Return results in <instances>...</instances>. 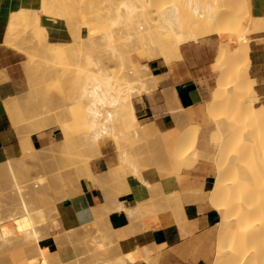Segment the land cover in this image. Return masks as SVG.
Returning <instances> with one entry per match:
<instances>
[{"label": "bare ground", "instance_id": "bare-ground-1", "mask_svg": "<svg viewBox=\"0 0 264 264\" xmlns=\"http://www.w3.org/2000/svg\"><path fill=\"white\" fill-rule=\"evenodd\" d=\"M46 1L47 0H44V1L40 0L36 8H33L34 6L32 7L31 5L28 4L26 6H22L17 12H14L11 15L10 21L7 22L6 24H3L2 29H0V38L2 37L3 41L8 46H14L18 48L21 51V53L26 55L27 57L26 65H28L31 68L33 66L34 68H36L39 65L37 63L39 61L35 59L36 57L33 58L34 55L29 51L30 48L27 47L29 46L28 44L32 42L33 40L35 42L33 46H35L36 44L40 43V42H37L38 40L43 39V41L41 40L43 44V46L41 47H44L43 49L45 51L48 50L52 54L53 56L52 58L54 60L53 59L51 60H53L55 64H59L62 66L67 65L66 64L68 62L67 59L69 58L68 55H70L67 50L70 49L71 54L76 55V57L78 56V61L75 64V67L73 66L74 68L72 69V72L68 74L67 76L69 79L68 83L71 82L70 86L72 85V88L74 89V93L71 91L73 93L71 97L72 102L69 104H66L67 106L64 107L63 111H60L59 109H58L59 111L56 109H52L50 111L40 110L39 112H37V109L39 106L37 105L38 107L35 106L36 107L35 108L34 104H32V102L30 101L31 99L29 100L30 95L28 96L25 95L26 92L28 91H23L22 93L5 100L4 104H5L7 113L9 115L10 121L12 123L11 125H14L18 129L19 127L27 129L26 133H23L25 135V138L23 134H21V136L24 138V140L23 138L21 139V141L22 140L23 141L20 143L22 154L24 153L26 156V155H30L32 152L34 153V151L36 150L31 140V134L37 131H41L50 126L59 127V129L61 130L63 134L62 141H64L65 143H71L73 138L76 135L79 136L78 139L82 137L81 138L82 142H78V143L83 144L82 146L85 150L95 149V153L98 152L97 153L98 155L100 154L99 149H101L100 142L106 137H112L113 139V138H116L117 135H120L121 137L133 135L132 137L136 139L135 137L138 136L139 138L140 137L139 135H141L143 138H148V136L150 135L151 136L150 138L152 140V136L154 134L151 135L149 133L155 131L160 135L161 143L154 142L155 144H153L152 146L153 150L152 149L146 150L145 157L143 158L141 157L144 152H140V151H143V149H146V146L142 150H140V148L143 145L140 148L137 147L138 148L137 150H140L138 151V153H142V155L139 154L138 157L139 158L141 157L142 159L141 158L139 159L138 157H136L137 154H135V152L130 153L129 152L130 149L129 151L127 149L128 152L124 151L121 145L122 141L118 140V142H120L119 145L121 146V149H118V152L119 150L120 151L123 150L120 153H118V155H120V160H121L120 163H123L124 165L123 167H127V166H128L127 168L130 167V171L128 172H123L119 174L120 171L118 173L115 172L116 170L114 169V166H113L107 169L106 172L102 174L100 172V174H98L92 169L91 164L87 162L88 160L86 158H84V160H87V161H85L84 163L82 162L84 161L83 160L84 156H82V160L80 159V161L83 163V165L81 167H82L83 172L85 173L81 172V168L77 166L78 170L80 169L79 170L80 173H83L84 175L86 174V176H88L93 182L97 183L98 185L103 184V182L107 184L108 181L109 182L115 181V180L119 181L118 179H120V175L124 176L123 179L121 178L123 181H120V184L122 183L125 184L126 177L129 174H133L137 176L139 179L143 180L144 182V178L142 176V171H141L143 168H141V165L143 166L147 160L153 161L155 163L162 162V164L164 163V165L167 166V169H171L170 167L172 165H178V168L180 170V168H182L185 165L188 159L197 158L199 156L198 154L199 151L197 152L196 149L193 153L188 151L191 149V147L189 149L190 141L188 139L189 135H187V132L190 133L189 130L192 129L193 127H190L188 131H187L188 127L186 129L185 127H175V128L168 129L166 131H160L154 123H149V124L142 126L140 125V120L136 114V108H135L133 97H132L134 89L142 88V90L144 91L150 87H156L157 82H156V77L154 74L151 73L148 67V64L142 63L139 66L136 65L134 63L133 56L131 55L130 51L136 50V52H138L140 56L142 55L145 56L147 60L154 59L157 57H163L165 58L167 62H170L174 58L180 56V45L183 44L179 37V36H182L183 34L181 30V19L186 16L191 21V23L195 25L196 27V31L193 34H191V38H192L191 41H198L200 38H202V36L203 37L207 36V34L208 35L216 34L220 37V46H219V50L217 54V59L220 62L223 61V58L225 57L226 54H230L234 56L235 58V60H233L231 63H227L226 65H220V67H218V70L215 69L219 72V78H218L217 86L213 90L211 99L207 101L208 114L215 116V121L218 123V126H219L218 130H216L217 135L223 138L221 142L219 141L218 150L215 153L210 154V156L212 155L211 157L216 162L217 183L214 185L213 191L211 192L212 195H210L211 198L209 200L210 201L209 204L219 211L220 217H221L219 223L217 224L219 227V230H218L219 233H218L217 242L215 246V255H214L215 259H214L213 264H264V259H262L264 258L262 257L264 256V245L255 246L254 251L252 250L253 252L247 251V249L250 250L248 245L252 243V241L255 240L257 236H260L259 234H262L264 232V231L262 232V230H264V176L259 181L260 183V186H259L260 195L258 196L259 199L256 198L257 203L255 201L251 202V203H256L255 205L250 204L249 200L250 198H253L252 196L253 193L251 192L252 186H251V181H250V169H249V165L247 164L249 163L247 154L249 150L253 149V146L259 143L257 141L258 137H256L254 134L255 129L258 127L259 116H257V118L252 116V112L256 108V105H255L256 100L253 97H251L249 94H245L244 92L245 90L244 78L245 77H244V74L241 71H239V67H238L237 58L244 52L248 53L250 51L249 50L250 48L248 47L247 40H246V36H247L246 29L244 27L242 28L236 25L237 24L236 22L239 21L240 17L236 15H230L233 11V4L235 0H116V3L114 2L112 6L107 7V10L105 8L106 11L103 14L102 12L100 13L98 11L99 9L95 8L94 0H79V3H78L79 7H77L76 5V7L79 8V18H78L79 20H77L76 22L74 21V19H72L74 22H66L69 32L71 34V40H70L71 44L70 46H68L69 47L68 49L66 48L67 50H65V48L62 47V45H60L59 43L58 44L56 42L50 43L47 40L48 38H47L46 28L45 29L41 28L40 24L37 22V20L40 19L39 12H42L47 7L48 9L50 7L53 8L56 0L51 1L53 2L51 3V5H48ZM245 1L249 6H251V0H245ZM76 2H78V0ZM109 2L111 3L113 1H109ZM106 4L108 3L106 2ZM63 5H64L63 3L61 4V1L57 0L54 8L51 11H50L51 9L50 8L49 12L56 10V6L58 8L60 7L63 11H65L64 7H66V5L64 6ZM60 8L59 10H61ZM77 12H78V9H77ZM55 13L52 12V14H55ZM45 14L47 15L46 12ZM75 14L77 15V13H74L73 15L75 16ZM58 15L60 17V14ZM82 17L84 18L83 20H81ZM33 19L38 24H36V27L32 25L33 27L32 31H29L31 30L30 28H28L26 31L25 29L26 26L24 28L23 24H29V22ZM65 19L63 20L65 21ZM258 19L261 21V23L264 26V16H258ZM34 20H33V23L35 22ZM18 21H22L23 23L21 26L22 28L20 27L21 30L20 29L17 30V28H19L20 26V24H17ZM89 24L92 25L91 27L92 29L88 27ZM84 27L88 30L86 35H84L83 33ZM35 28L36 30H34ZM24 29H25V32L23 33ZM33 31L35 32V36H37L36 40L28 38L30 36L32 38L35 37V36L33 37L34 35ZM26 35H29V36H26ZM20 36H23V37L20 38ZM22 38L26 39L25 40L26 42ZM96 38L100 40L98 45L93 44ZM85 39L91 40L93 44L89 48L90 51H84ZM44 42L48 44H45ZM23 43L25 46L27 45L26 47L28 48V50L25 48V46H23ZM37 48H35L36 52L38 51ZM41 51L43 53L42 49ZM71 58L70 60L73 61V58L72 59ZM75 59L77 60V58ZM115 59L118 61V70L110 71L109 70L110 63L108 64L107 61L109 60L113 61ZM70 62H68V64ZM220 62H218V64ZM39 63H42V62H39ZM40 65H44V64H40ZM26 68L27 67H25L24 69L26 70ZM69 68H71V66H69ZM55 69H56V66H55ZM219 69L221 70L219 71ZM46 72L48 73V71H45V74ZM56 73L57 72H55L54 74L57 75L58 73L57 74ZM30 78H32L33 81L35 79L33 77H30ZM43 78L44 77H42V80H44ZM38 79H37V82H38ZM68 79L65 81L67 82ZM29 88L30 90L32 89L31 86ZM39 88H42V87H39ZM49 102L51 103L52 101H49ZM64 105L65 104H63V106ZM41 106L39 107V109L43 108ZM50 106L49 108L51 109L52 106L51 107ZM45 107L47 108V106ZM60 109L62 108L60 107ZM193 130L194 128L192 129V131ZM195 130H196V127H195ZM131 131L133 132V134H129ZM22 132H25V131L22 130ZM184 134H186L185 139L180 141V143L175 144L174 137L177 138L178 136H183ZM120 136H118V138ZM219 136L217 137L219 138ZM150 138L148 142H151ZM131 139L134 140L133 138ZM131 139L129 141L130 143H132ZM136 140H139V139H136ZM136 140L134 142H136ZM77 141H80V140H77ZM59 142L60 141L58 139V141L56 143H52V145L55 144V146H57L56 144ZM118 142L116 144H118ZM192 142L194 143V141ZM116 144L115 146H118ZM127 144L129 143L127 142ZM223 144L227 146L224 148L226 150L221 149V146ZM147 147H150V146L147 145ZM44 148H47L48 150L50 148V145L49 147L47 146L43 147V149ZM83 148L81 147L82 150ZM133 148L134 147H132V149ZM51 149L53 150V147ZM47 150L44 149L43 151H45L46 153ZM59 150L61 151L62 148ZM261 150H264V148L263 149L261 148ZM43 151L39 150V154L40 152L42 153ZM53 152L54 151H52V153ZM48 153H49V150H48ZM63 153L65 154L66 152L64 151ZM39 154H36V155L38 156ZM262 154L264 155V153ZM67 155H69V153ZM73 155H70V156H73ZM87 155H88V158H90L89 157L90 154H87ZM42 156L44 157V155ZM40 158L43 159L42 157ZM237 159L238 160L241 159L242 162L241 160H239L240 161L239 162ZM243 159L248 160V161H244ZM141 160L143 161L140 162ZM13 161L9 159L5 163H1L0 169L2 167L4 170H6V173L5 172L3 173H5V175L7 176L4 175V177H8V179L10 180L9 184L12 186L11 189L13 190V192H15V194H17V197L19 199L18 205L16 204L18 207V211L15 213H10L9 216L5 219L0 218V244L12 245L14 243H18L20 245H23L25 248L29 250L30 254H32V256L28 260V264H31L34 260H38V259H42V264H49L47 260V256L44 254L43 250L39 246V242L42 238L40 231L41 230L45 231L46 235L49 232V231L46 232L47 229L45 228L47 226L46 223L48 222L47 220L50 217V214L47 213V211L43 209L42 207H37V208L33 207V204L36 203V197H35L36 193H34L31 196L33 198L30 199V201H29V198L26 197L25 195L26 193L23 188L26 189L27 184L22 183L23 180L20 179V176H18V173L19 175H21L20 171H17L18 169L15 166V164H18V166L20 164L18 162L14 164ZM57 162H59V159ZM76 162L79 163L78 161ZM81 162L80 164H82ZM237 162L242 163L243 165L241 164L239 165V163ZM162 164H160V166ZM74 165H76V163ZM48 166H49V162H48ZM51 168L52 167H50L49 169ZM24 174L25 176L27 175L26 173ZM57 175H60V173H57ZM44 176L43 175L39 176L38 181L35 182L34 186H36L37 190L40 189L39 187L45 184L46 182L45 179L47 178H45ZM52 176L53 174L51 175L50 182L51 184L52 183L55 184L54 182H52L53 180L51 181ZM62 179L61 181H59L58 179L56 181L60 183L62 182ZM124 179H125V182H124ZM24 181L28 182V180H24ZM147 181H145V183L148 184V186H151V184H149V182ZM6 182L3 184H8ZM51 184H48L47 186ZM7 187H9V185ZM41 188H45V187H41ZM120 189L124 190L125 188L120 187ZM30 191H31V188H30ZM108 191L110 194L113 193V192H110L111 190H109V188H108ZM106 192L104 193L105 194L104 198L105 197L107 198ZM150 192L153 195L151 199H154L155 192L154 194L152 190ZM174 194L175 193L171 194V196H175L177 193L175 195ZM27 195L29 194L27 193ZM115 196L117 197V195ZM167 196H170V195L162 193V196H160L161 201L157 199V201L155 200V203H152L151 202L152 200L149 201L148 203L151 202L152 203V204L150 203V205H152L151 207L155 211H158L165 206H170L168 203ZM176 198H179V196ZM108 199H110V197ZM169 200L176 201V199H171V198ZM178 200L179 201L177 202H180V198ZM108 201H111V200H108ZM117 202L119 201L117 200ZM173 204L176 206L177 203L176 204L173 203ZM101 205L102 204L98 205L99 209ZM106 205L107 204H105L104 208H107V209L105 210H107L108 212H111L112 209L110 211L108 208L110 206L109 205L106 206ZM110 205L112 204L110 203ZM114 206H116L117 209L125 207L124 204H121V203H118V205H114ZM179 207H181V203H179ZM98 208L95 210V212L97 211L98 212L97 214L99 215L101 212L99 213ZM117 209H114V210H117ZM140 209L138 207L137 208H126L125 212H128V214L132 217H136L139 212L145 214V211H147V210L141 211ZM150 209L151 208L149 207L148 212L152 211V209L151 210ZM181 209H183L184 211L183 207ZM97 214L95 215L98 216ZM105 215H109V213ZM256 215L259 216L255 220V221L258 220L257 228H261V229L252 231L251 230L253 226L252 224L255 222L252 223L251 221L255 219L253 216H256ZM139 216L141 215L139 214ZM103 217L104 216L100 217V219ZM105 218L107 219V217L106 216L104 217V222H107ZM106 227H109V226H104L105 229L103 230V233L105 231V234L107 232ZM101 230L102 229L98 231L99 232L98 234L96 233V236L100 234ZM113 233H115L116 235V232H114V230H113ZM99 236L98 238L101 237ZM117 236L118 235H116V237ZM107 237H108L107 238L108 240L109 234H107ZM118 238L119 237H117V241L119 240ZM104 240L105 238L103 239V241ZM108 241H110V239ZM112 243L113 241H111V244ZM131 253L133 254L134 251L133 252L131 251ZM125 256H128V255H123V257L126 260L127 257ZM133 256L135 255H132V259L131 257H128V258H130L131 261L134 260L133 258L137 259V257H133ZM144 258L142 259L144 260ZM121 259L119 261H122ZM135 260L133 261V263L135 262ZM123 262H121L120 264H122ZM106 264H108L107 261H106Z\"/></svg>", "mask_w": 264, "mask_h": 264}, {"label": "crops", "instance_id": "crops-1", "mask_svg": "<svg viewBox=\"0 0 264 264\" xmlns=\"http://www.w3.org/2000/svg\"><path fill=\"white\" fill-rule=\"evenodd\" d=\"M39 1L0 0V29L22 6L27 4L36 6ZM251 9L255 16H264V0H251ZM40 23L47 29L50 41L71 40V34L63 19H54L42 14ZM249 37V75L254 80V89L258 97L255 105L264 107V31L250 34ZM219 46L220 37L212 34L198 41L181 44L180 56L170 62L163 57L144 60L151 73L160 76V79L157 86L150 89L156 90L152 96L143 94L139 99L133 100L141 123H154L160 131L183 126H195L199 132L210 129L207 101L211 99L219 78V72L214 69ZM21 58L22 54L8 46L1 37L0 164L9 159H18L22 153L21 131L11 125L4 104L5 100L25 90ZM218 127L215 121L214 129L218 130ZM62 139L60 138L59 141ZM31 140L36 150V159L40 160V157L47 159L51 148L53 147V150L56 148L52 143L58 141L57 128L49 127L34 132L31 134ZM49 145V153L47 148H44L47 150L46 154L43 147ZM218 146L219 142L215 148L203 142L197 150L199 156L213 162L212 170L206 166L199 170L188 171L191 161L188 159L180 171L169 173L170 175L167 176L160 175L155 167L144 168L142 170L144 182L137 176L129 174L125 184L108 181L107 184L103 182L98 185L86 174L84 175L83 170L81 171L83 173H80L77 168H73L70 173L58 172L61 176L56 174L55 178L51 179L55 184H51L48 177V183L45 182L46 185L41 186L45 188L39 187L40 191L36 197V204L46 208L47 213L51 214L45 228L47 232L49 231V235H45L39 242L48 263L106 264L107 261L108 264H120L125 261L124 264H213L219 233L217 224L221 217L219 211L209 204L211 192L217 183L216 162L210 154L215 153ZM39 150L43 152L39 154ZM117 164V154L111 142L108 147L102 149L101 156L92 160L91 167L96 173L102 174ZM57 179L59 181L62 179V182L58 183ZM48 184H51L50 187L47 186ZM117 187L126 190H119ZM108 188L113 193L110 194ZM104 190L107 191L106 200ZM149 190H152L153 194L154 192L177 193L181 203L180 209L174 205L165 206L140 218L132 217L125 212L126 208H135L151 198L153 195ZM118 203L124 204L125 210L114 206ZM100 204H102L101 210L98 208ZM105 204L110 206L108 208L110 211L112 209L111 212L105 210L107 209L104 208ZM96 207L99 213L101 212L99 215L97 211L95 212ZM108 213L109 215H105ZM102 216L107 217L105 218L107 222H104V217L100 219ZM104 226H109L106 227V234L105 231L103 233ZM98 229H102L101 235L99 234L102 238L96 236V233H99ZM113 230L119 237L118 241ZM107 234L110 241L107 240ZM91 240L96 241L95 247L90 245ZM99 244L102 246L99 247ZM131 251L134 253L132 254ZM123 255H128L125 256L126 260ZM132 255L137 257V259L133 258L136 259L134 263V260L131 261ZM26 256L22 247H15L8 252V258L12 261ZM120 259L122 261H119ZM31 264H42V259L34 260Z\"/></svg>", "mask_w": 264, "mask_h": 264}, {"label": "rangeland", "instance_id": "rangeland-1", "mask_svg": "<svg viewBox=\"0 0 264 264\" xmlns=\"http://www.w3.org/2000/svg\"><path fill=\"white\" fill-rule=\"evenodd\" d=\"M41 1H44V0H41ZM51 1H53V0H50V2H49V0H47L46 2L48 3V5H51V3H53V2H51ZM57 1V0H56ZM56 1H55V4H54V6L56 5ZM59 1H61V4L63 3L64 5H66V7H64L65 8V11H66V13H65V11H63L60 7V9L63 11H61V10H59V8L56 6V10H54L56 13H58V14H60V17H59V15L58 14H56L54 11H52L53 13H55V14H52V12H49V9H50V11L54 8V6H53V8L52 7H50L49 9H48V7L45 9V10H43L42 12H39V17H41V15L42 14H45V12L47 13V16H49V17H53V18H56V19H58L57 17H59L60 19H65V22H74V21H76L77 22V20H79L78 18H79V8H77V7H79V0H78V2H76L77 0H59ZM67 1V2H66ZM69 1V2H68ZM109 1H113V2H109ZM45 2V3H46ZM106 2L108 3V4H106ZM114 2L116 3V0L114 1V0H94V5H95V8H97V9H99L98 11L101 13L102 12V14L103 13H105V11L107 10V7H110V6H112L113 4H114ZM60 3V2H59ZM38 4H39V2L37 3V5L36 6H32L31 4H29V5H31L33 8H36L37 6H38ZM57 4H58V2H57ZM28 5V4H27ZM60 5V4H59ZM58 5V6H59ZM63 5V6H64ZM76 5H77V7H76ZM103 5V6H102ZM26 6V5H25ZM62 6V7H63ZM183 6V5H182ZM68 8V9H67ZM78 9V12H77V9ZM105 8H106V10H105ZM181 8H183V7H181ZM59 10V12H58V10ZM71 9V10H70ZM47 10H48V12H47ZM183 10V9H182ZM45 11V12H44ZM61 11V12H60ZM75 11V12H74ZM77 13V15L75 14V16L73 15L74 13ZM51 13V14H50ZM185 13H187V12H185ZM50 14V15H49ZM46 15V14H45ZM84 15V14H83ZM230 15H236V16H238V17H240V19H239V21H237L236 23V25L238 26V27H244L245 29H246V31H247V36H246V40H247V44H248V47L250 48V37H249V35L250 34H253V33H257V32H261V31H264V26H263V24L261 23V21L258 19V16H255L253 13H252V9H251V6H249L247 3H246V1L245 0H235V2H234V4H233V11H232V13L230 14ZM77 16V17H76ZM84 17V16H83ZM81 18V20H83L84 18ZM228 17V16H227ZM77 18V19H76ZM72 19H74V21L72 20ZM34 20V19H33ZM33 20H31L30 22H29V24H23L22 23V21H18L17 22V24H20V26H19V28H17V30L18 29H20V27L22 26V24H23V26H24V28H25V26H26V31H27V29L28 28H30L31 30H29V31H32L33 29V27H32V25H34V27H36V24H40V27L41 28H44L45 29V27L40 23V19L39 20H37V22L35 21L34 23H33ZM67 20V21H66ZM21 22V23H20ZM225 25V24H224ZM88 27L90 28V29H92L91 27H92V25L91 24H89L88 25ZM22 28V27H21ZM25 29H24V31H23V33L25 32ZM21 30V29H20ZM23 30V29H22ZM34 30H36V28L34 29ZM47 30V29H46ZM181 30H182V36H179L180 37V40L182 41V43H186V42H190L191 40H192V38H191V34H193L195 31H196V27H195V25H193L192 23H191V21L185 16V17H183L182 19H181ZM87 32H88V30L84 27L83 28V33H84V35H86L87 34ZM20 33H21V31H20ZM33 33H34V35H33V37L35 36V32L33 31ZM17 34H19V33H17ZM28 34V33H27ZM196 34V33H195ZM23 35V34H22ZM29 35H30V33H29ZM29 35H26V36H29ZM32 35V34H31ZM212 35V34H211ZM19 36V35H18ZM207 36H209L208 34H207ZM21 37H23V36H20V38ZM204 37H206V36H204ZM203 36H202V38H204ZM27 38V37H26ZM28 38H31V39H37V36H35L34 38H32L31 36L30 37H28ZM27 38V39H28ZM43 38V37H42ZM46 38V37H45ZM44 38V39H45ZM47 38H48V33H47ZM23 39V38H22ZM201 39V38H200ZM199 39V40H200ZM24 41L26 40V39H23ZM29 40V39H28ZM42 41H43V39H41ZM41 40H38L37 42H40L39 44H36L35 46H33L34 44H35V42H34V40L32 41V42H30V43H32V44H28L29 46H27L28 48H30L31 49V47H32V49L34 50H30L29 49V51L34 55V57L33 58H35L37 61H39V62H42V63H39V62H37L39 65H38V67H36V68H34V66L31 68V67H29L28 65H26V60H27V57H26V55H24L23 53H21V51L18 49V48H16V47H14V46H10V47H13L16 51H18L19 53H21L22 54V58H21V68H22V74H23V80H24V91H28V92H26V94L25 93H23V94H25V95H30V98H29V100L32 102V104H34V107L36 106V107H40L41 105V107H43V108H40L39 109V107H38V109H37V112H39L40 110H52V109H56V110H60V111H63L64 110V107L65 106H67L66 104H69V103H71L72 101V99H71V97H72V94L74 93V89L72 88V85L70 86V83H68L69 82V79H68V74H70L71 72H72V69L75 67V64L77 63V61H78V56L76 57V55H73V54H71V52H70V49L69 50H67L69 47L68 46H70V41L69 42H56L57 44L59 43L60 45H62V47H64L65 48V50H67L68 52H69V54L71 55H68V59H67V61L68 62H70L71 60H70V58L72 57L73 58V61H71L69 64H68V62L66 63L67 65H68V67H67V65H64V66H62V65H59V64H55V62L53 61L54 59L52 58L53 56H52V54L47 50V51H45L43 48L44 47H41V46H43V44H42V41ZM50 43H53V41H50L49 39H47ZM26 42V41H25ZM24 42V43H25ZM28 42V41H27ZM47 42V41H46ZM99 42H100V40L98 39V38H96L95 39V41L93 42V44H95V45H98L99 44ZM24 43H23V46H25L24 45ZM45 43V42H44ZM26 44V43H25ZM45 44H48V43H45ZM69 44V45H68ZM92 44V42H91V40H88V39H85V41H84V51H90V47H91V45H93ZM31 45V46H30ZM25 46V48L28 50V48ZM38 47V48H37ZM41 47V48H40ZM35 48H37V52H36V50H35ZM67 48V49H66ZM40 49V50H39ZM41 49L43 50V53H42V51H41ZM250 50V49H249ZM39 51H40V53L42 54H40L39 53ZM48 52V53H47ZM35 53H37V54H35ZM39 53V54H38ZM130 53H131V55L133 56V60H134V63L136 64V65H141L142 63H144L143 61L144 60H147V58L145 57V56H140V54L138 53V52H136V50H131L130 51ZM36 55V56H35ZM46 55V56H45ZM73 55V56H72ZM49 56V57H48ZM47 57V58H46ZM103 57H105V56H103ZM45 58V59H44ZM71 58V59H72ZM75 58H77V60L75 59ZM51 59H53V60H51ZM76 61H75V60ZM105 59V58H104ZM106 60V59H105ZM108 60V59H107ZM233 60H235V58H234V56H232V55H230V54H226L225 55V57L223 58V61H219L218 59H217V57H216V61H215V64H214V69H217L218 70V67H220V65H226L227 63H231ZM237 61H238V67H239V71H241L243 74H244V82H245V90H244V92H245V94H249L251 97H253L255 100H257V94H256V92H255V89H254V80L253 79H251L250 78V75H249V64H250V55H249V52L248 53H246V52H244L243 54H241L238 58H237ZM83 62V61H82ZM108 62V64L110 63V65H109V70L110 71H117L118 70V61L115 59V60H113V61H107ZM218 62H220L219 64H218ZM46 63H47V65H46ZM84 63V62H83ZM25 64V65H24ZM40 64H44V65H40ZM46 65V66H45ZM54 65V66H53ZM218 65V66H217ZM55 66H56V69H55ZM61 66H62V68H61ZM69 66H71V68H69ZM74 66V67H73ZM216 66V67H215ZM25 67H27L26 68V70L24 69ZM49 67V68H48ZM66 67V68H65ZM41 68H42V70H41ZM45 68V69H44ZM60 68V69H59ZM36 69V70H35ZM47 69V70H46ZM54 69V70H53ZM62 69V70H61ZM65 69V70H64ZM70 69H71V71H70ZM29 72H28V71ZM54 72H53V71ZM67 70V71H66ZM221 69H219V71H220ZM36 72L35 74L34 73H32V72ZM45 71H48V73L46 72V74H45ZM50 71H52V72H50ZM55 72H57L56 74L58 75H55L54 73ZM62 72H63V74H62ZM32 75H30V74ZM37 74V75H36ZM51 74V75H50ZM29 75H30V77H33V78H35L34 79V81L32 80V78H30L29 77ZM39 75V76H38ZM44 77L43 79L44 80H42V77ZM45 76H47V77H45ZM52 76V77H51ZM57 76V77H56ZM60 79H59V78ZM155 77H156V82H157V84H158V81H159V79H160V76H157V75H155ZM39 78V79H38ZM47 78V79H46ZM66 78V79H65ZM37 79H38V82H37ZM68 79V81L66 82L65 80H67ZM49 80V81H48ZM64 80V81H63ZM44 81H46V82H44ZM48 81V82H47ZM32 82V83H31ZM34 82V83H33ZM39 83V84H38ZM42 85H41V84ZM38 84V85H37ZM31 86V90H30V87ZM69 86V87H68ZM33 87H34V89H33ZM39 87H42V88H39ZM29 88V89H28ZM39 88V89H38ZM44 88V89H43ZM73 90H72V89ZM151 88H154V87H150V88H148L147 90H142V88H137V89H134L133 90V95H132V97H133V100H135V99H139L143 94H147V95H150V96H152L155 92H156V90L154 89V90H150ZM43 89V90H42ZM68 90H70V91H68ZM39 91H40V93H42V94H40L39 93ZM73 93H72V92ZM33 93V94H32ZM35 93V94H34ZM52 93H54V94H52ZM40 94V95H39ZM22 95V94H21ZM24 95V96H25ZM32 95V96H31ZM34 95V96H33ZM38 96V97H37ZM54 98H53V97ZM51 97V98H50ZM55 97H57V98H55ZM64 98V99H63ZM35 99V100H34ZM50 99V100H49ZM56 99V100H55ZM66 99V100H65ZM34 102H33V101ZM40 100V101H39ZM43 100H45V101H43ZM29 101V102H30ZM37 102V104H36V102ZM49 101H52L51 103L49 102ZM64 101V102H63ZM30 102V103H31ZM47 103H49V104H47ZM63 104H65L64 106H63ZM38 105V106H37ZM54 105V106H53ZM45 106H47V108L45 107ZM49 106L51 107V109L49 108ZM35 107V108H36ZM54 107V108H53ZM60 107L62 108V109H60ZM58 110V111H59ZM36 112V111H35ZM52 112V111H51ZM210 115V117L208 118L209 119V125H210V129H208L206 132H199V130H197V128H196V130H195V127H193L194 128V130L192 131V129H190L189 130V128L191 127V126H183V127H185V129L187 128V131L189 130L190 131V133H188L187 132V135H189L188 136V139H189V141H190V143H189V149H190V147H191V149L190 150H188V151H190V152H194L195 151V149L196 150H198V148L200 147V145L201 144H203V142H207V143H209V145H210V147L211 148H215V147H217V142H221V140H223V138L222 137H220L219 135H217V132H216V130L214 129V126H215V116H212L211 114H209ZM252 116L253 117H256L257 118V116H259V122H258V127L255 129V132H254V134H255V136L256 137H258V139H257V141L259 142L258 144H256L255 146H253V149H251V150H249L248 151V154H247V157H248V160H244V161H248L249 163H247L248 165H249V169H250V181H251V186H252V190H251V192L253 193L252 194V196H253V198H250V200H249V203L250 204H256L257 203V200H256V198L257 199H259V186H260V183H259V181H260V179L264 176V155L262 154V153H264V150H261V148L263 149L264 148V107H257L256 106V108L253 110V112H252ZM254 121V120H253ZM140 125H142V126H144V125H146V124H142L141 123V121H140ZM50 127H54V128H57V136H58V139H60V138H63V134H62V132H61V130L59 129V127H57V126H50ZM17 128V127H16ZM49 128V127H48ZM18 129V128H17ZM19 129H20V131H21V134H23V133H26V131H27V129H25V128H22V127H19ZM22 130H24L25 132H22ZM132 132V131H131ZM129 133V134H133V132L132 133ZM155 132V131H154ZM151 132V133H149V134H151V135H153L152 136V140H151V136L149 135L148 136V138H143L141 135H139L140 137L138 138V136H136V135H134V136H136L135 138L136 139H139V140H136V139H134V137H132V136H126V137H121L120 135H117V137L116 138H113L112 139V137H106L105 139H103L101 142H100V147H101V149H99L100 150V154L98 155L97 153H95V149L94 150H85L84 148H83V144H81V143H78V142H82L81 140V138H79L78 139V137L79 136H75L74 138H73V140H72V142L71 143H65L64 141H60L59 143H57L56 145L58 146H56V149L58 150H52V151H54L53 153H52V151L50 150V156L47 158V159H41V161L40 160H37L36 159V156H35V153H36V151H34V153L32 152L30 155H26L25 156V154L23 153H21V156L18 158V160H17V158H13V159H11L12 161H13V163L15 164V163H19L20 165L18 166V164H15V166L17 167V171H20V174L21 175H19V173H18V176H20V179H22L21 181H22V183H24V184H27V187H26V189L25 188H23L24 189V191H25V195H26V197L27 198H29V201H30V199H32L33 197H31L34 193H36L35 194V197H37V195L39 194V191H40V189H36V186H34V184H35V182H37L38 181V177L39 176H44L45 178H51V175L53 174V176H54V178H55V176H56V174L58 173V172H61V173H70L71 172V170L73 169V168H76L77 166L78 167H80L81 168V171H82V165H83V163L85 162V161H87V162H89L90 164L92 163V160L94 159V158H96V157H98V156H101V151H102V149L103 148H105V147H108L109 145H110V143L111 142H113V146H114V149H115V152H116V154H117V165H116V168H115V166H114V169L116 170L115 172H119V174L120 173H123V172H128V171H130V167L129 168H127V167H123L124 165H123V163H120L121 162V160H120V155H118V153H120L121 151H127V149H128V151H129V149H130V153L131 152H135V154H137V156L136 157H138V155L140 154V155H142V153H138V151H140V150H142L143 148H145V146H146V149H143V151H140V152H144L143 153V155L141 156L142 158L143 157H145L146 156V150H150V149H152L153 150V148H152V146H153V144H155V143H159L160 142V135L157 133V132ZM216 132V133H215ZM215 133V134H214ZM27 134H28V132H27ZM158 134V135H157ZM186 134H184L183 136H178L177 138L176 137H174V141H175V144H178V143H180V141H182L183 139H185V136ZM23 136H24V138H25V135L23 134ZM118 136H120L119 138H118ZM217 136H219V138L217 137ZM127 137H128V139H127ZM133 138L134 140H132L131 138ZM155 137V138H154ZM23 137L21 136V139H22ZM24 138H23V140H24ZM76 138V139H75ZM122 138V139H121ZM131 139V142L132 143H130L129 141H130V139ZM149 138H150V141L151 142H148L149 141ZM115 139H117V140H115ZM148 139V140H147ZM154 139H155V141H154ZM158 139H159V141H158ZM178 139V140H177ZM192 139V140H191ZM22 140V141H23ZM77 140H80V141H77ZM118 140L119 141H122L121 142V145H122V147H123V150H119V152H118V149H121V146L119 145L120 144V142H118ZM136 140V142H134ZM21 140H20V143L22 142ZM192 141H194V143L192 142ZM118 142V144H116ZM127 142L129 143V144H127ZM149 144H148V143ZM155 142V143H154ZM123 143V144H122ZM161 143V142H160ZM80 144H81V146H80ZM115 144L116 145H118V146H115ZM133 144V145H132ZM192 144V145H191ZM259 144H260V146H259ZM124 145V146H123ZM143 145V146H142ZM147 145L148 146H150V147H147ZM263 147H262V146ZM61 146V147H60ZM142 146V147H141ZM192 146H193V148H192ZM81 147L83 148V150H85V151H83L82 149H81ZM116 147H117V149H116ZM131 147V148H130ZM132 147H134L133 149H132ZM137 147H141L140 148V150H137L138 148ZM225 147H227V146H225V144H223L222 146H221V149L222 150H226V149H224ZM62 148V150L60 151L59 149H61ZM193 149V150H192ZM98 150V151H99ZM132 150V151H131ZM134 150V151H133ZM66 152L65 154L63 153V152ZM94 151V152H93ZM127 151V152H128ZM61 154H60V153ZM86 152H87V154H90L89 155V157L90 158H88V155L86 154ZM69 153V155H67ZM54 156H53V155ZM63 154V155H62ZM74 154V155H73ZM132 154H134V153H132ZM70 155H73V156H70ZM86 155H87V157H86ZM67 156V157H66ZM70 156V157H69ZM78 156H79V158H78ZM82 156H84L83 157V160H84V158H86L87 160H84V161H80V159L82 160ZM263 156V157H262ZM72 157V158H71ZM81 157V158H80ZM140 157V158H141ZM223 157V156H222ZM53 158V159H52ZM69 158V159H68ZM76 158V159H75ZM139 158V157H138ZM139 158V159H140ZM141 158V159H142ZM263 158V159H262ZM25 159V160H24ZM58 159H59V162H57L58 161ZM65 159H67V160H65ZM75 159V160H74ZM79 159V160H78ZM16 160V161H15ZM24 160V161H23ZM57 160V161H56ZM238 160V159H237ZM239 160H241V159H239ZM238 160V161H239ZM261 160H263V161H261ZM46 161V162H45ZM72 161V162H71ZM75 161V162H74ZM76 161H80L82 164H80V162L79 163H77ZM143 160H141L140 162H142ZM244 161H243V163H244ZM42 164H44V165H42ZM48 162H49V166L50 167H52L51 169H49L50 167L48 166ZM240 162V161H239ZM239 162H237V163H239ZM241 162H242V160H241ZM62 163H64V164H62ZM72 163H76V165H74V164H72ZM147 163V164H146ZM146 163L142 166L141 165V168H146V167H148V168H150V167H155L157 170H158V172H159V174L160 175H162V176H167V175H170L169 173H173V172H178V170H179V168H178V165H172L170 168L171 169H167V166L166 165H164V163L162 164V162H159V163H155V162H153V161H150V160H147L146 161ZM148 163H150V164H148ZM263 163V164H262ZM45 164L47 165V168H46V166H45ZM79 164H80V166H79ZM121 164V165H120ZM159 164V165H158ZM160 164H162L161 166H160ZM243 165L242 163H239V165ZM28 165V166H27ZM245 165V164H244ZM247 165V166H248ZM58 166V167H57ZM145 166V167H144ZM160 168H159V167ZM166 168H164V167ZM206 166H209V168L212 170V168H213V162L212 161H210V160H207V159H205V158H203V157H201V156H198L197 158H192L191 159V161H190V164H189V167H188V171H190V170H199V169H202V168H206ZM28 167V168H27ZM43 167H45V168H43ZM78 167H77V169H78ZM119 167V168H118ZM123 167V168H122ZM163 168V169H162ZM183 168V167H182ZM182 168H180V170L182 169ZM3 168L1 167V173H2V175H1V173H0V218H2V219H5V218H7L8 216H9V214L10 213H15V212H17L18 211V207H17V205H18V203H19V199H18V197H17V194H15V192H13V190L11 189V185L9 184V182H10V180L8 179V177H4V175H5V173H6V170H2ZM123 169V170H122ZM142 169V170H143ZM248 169V170H249ZM27 170H28V172H27ZM49 170H51V171H49ZM80 170V169H79ZM141 170V171H142ZM165 170V171H164ZM179 170V171H180ZM261 171V172H260ZM3 172H5V173H3ZM22 172V173H21ZM24 173H26L27 175L25 176V174ZM48 173V174H47ZM23 174V175H22ZM48 175V176H47ZM5 176H7V175H5ZM21 176H22V178H21ZM25 178H24V177ZM53 176H52V178H53ZM27 177H28V179H27ZM32 177H34V178H32ZM123 177L124 176H121L120 175V179H118L119 181H117V180H115V182H120V180H122L123 179ZM3 178H5V179H3ZM9 180H7V179ZM122 178V179H121ZM19 179V180H20ZM3 180H4V182H3ZM6 180H7V182H6ZM24 180H28V182L27 181H24ZM33 180V181H32ZM30 181V182H29ZM45 181L47 182V179H45ZM8 183V184H3V183ZM33 182V183H32ZM124 182H125V179H124ZM30 183V184H29ZM9 185V187H7V186ZM30 187H29V186ZM33 186V187H32ZM30 188H31V191H30ZM34 189V190H33ZM9 191H11V192H9ZM27 193L29 194V195H27ZM10 194V195H9ZM16 195V197H15V195ZM173 194V193H172ZM176 194V193H175ZM174 194V195H175ZM9 195V196H8ZM13 195V196H12ZM168 195V194H167ZM170 196H167L168 197V203H169V205L171 206V205H174L173 203H177L176 204V207H179V203L180 202H177V201H179L178 199L179 198H176V197H178V195L176 194L175 196H171V194H169ZM160 196H162V193H160V194H158L157 192H155V198L154 199H149V200H147V201H145V202H142V203H140V204H138L135 208H139L140 209V207H141V211H145V210H147V211H145V214H149V213H152L153 211L155 212V210L151 207L152 205H150V203L152 202V203H155V200L157 201V199H159L160 200ZM9 197V198H8ZM31 197V198H30ZM11 198V199H10ZM16 198H17V200H16ZM176 199V201L175 200H169V199ZM152 200V201H151ZM154 200V201H153ZM158 200V201H159ZM251 200H253V201H251ZM149 201H151L150 203H148ZM161 201V200H160ZM171 201V202H170ZM256 202V203H251V202ZM17 202V203H16ZM151 203V204H152ZM17 204V205H16ZM148 204V205H147ZM15 205V206H14ZM150 205V206H149ZM175 206V205H174ZM15 207V208H14ZM33 207L34 208H37V207H40V206H38L36 203L35 204H33ZM149 207L152 209V211L151 212H148L149 211ZM154 207V206H153ZM14 208V209H13ZM144 208V209H143ZM146 208V209H145ZM43 209H45L46 211H47V209L46 208H43ZM150 209V210H151ZM12 211V212H11ZM147 212V213H146ZM139 214L141 215V216H143L144 214L143 213H141V212H139L138 214H137V216L135 217V218H140L141 216H139ZM50 216H51V214H50ZM255 219H254V218ZM252 218L254 219L253 221H251L252 223L253 222H255V223H253L252 225V228H251V230L252 231H256V230H260L261 228H257V224H258V220L257 221H255L256 219H257V217H259V216H253ZM49 219V218H48ZM48 221V220H47ZM251 224V223H250ZM46 225H47V223H46ZM264 230H262V232H263ZM47 232V231H46ZM40 233H41V236H42V238L46 235V233H45V231H43V230H41L40 231ZM260 236H257L256 238H255V240H253L252 241V243H250L249 245H248V247H249V249L250 250H248L247 249V251L248 252H253L254 251V249H255V246H258V245H264V238H263V236H264V232L262 233V234H259ZM263 238V239H262ZM258 240V241H257ZM261 240V241H260ZM260 242V243H259ZM259 243V244H258ZM90 245L92 246V247H95L97 244H96V241L95 240H91V242H90ZM99 247L100 246H102V245H98ZM15 247H22L24 250H25V252H26V254H27V256L26 257H23V258H21L20 260H17V261H12V260H10L9 258H8V252H9V250L10 249H13V248H15ZM253 250V251H252ZM32 256V254H30V252H29V250L27 249V248H25L23 245H20V244H18V243H14V244H12V245H2V244H0V264H28V260H29V258ZM261 256H262V254H261ZM262 257H264V256H262ZM262 259H264V258H262Z\"/></svg>", "mask_w": 264, "mask_h": 264}]
</instances>
